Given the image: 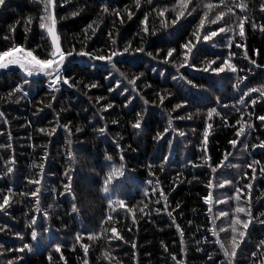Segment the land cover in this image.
Instances as JSON below:
<instances>
[{"label": "trees", "instance_id": "trees-1", "mask_svg": "<svg viewBox=\"0 0 264 264\" xmlns=\"http://www.w3.org/2000/svg\"><path fill=\"white\" fill-rule=\"evenodd\" d=\"M56 2L57 0H53L54 5ZM85 2L87 3L85 12L75 17L69 14L76 7L83 6ZM201 2L215 3L217 0H190L189 7ZM261 2L264 0H247L258 25L264 24V17H261L259 12ZM176 3L177 0H167L168 10L164 13V19L167 22L175 18L176 13L172 11V5ZM125 5H127V13L124 11ZM114 6L120 10L119 16L104 14L103 17H99L96 0H71V4L53 6L51 14L56 19V33L59 36L61 48L67 49L75 45L79 49L78 41L82 40L85 35L82 29L94 20L98 21V27L96 24L93 25L97 34L91 36L88 41L89 50L103 48L108 42L109 31L116 36L121 47L126 41H131L133 48L140 46V37L137 33L140 31V21L144 19L145 12L149 14L147 27L150 30L156 29V36L151 37L148 44L162 47L161 38L167 37L172 32V28H162L161 17L153 11V8L157 7V0H152L151 4L148 0H141L139 9L135 7L134 0H115ZM128 13L132 14L131 20L127 19ZM42 14V6L38 7L32 3V0H6V6L0 8V51L16 47L26 54L32 51L33 55L39 59L46 58V53L49 51L47 45L51 36L46 34L45 29H40L38 26V18ZM196 15L197 13H193V16ZM28 18H31V23L26 25L25 21ZM121 20L123 23H120ZM188 20L191 21L192 17H188ZM47 23L46 20V25ZM181 23L185 25L188 32L192 30L193 25L185 21L183 17L174 27L180 29ZM10 26L15 27L14 32L9 31ZM212 27L215 28V26ZM180 32L185 39L189 38L183 29H180ZM87 34L91 35V32ZM5 36L8 37L7 40L4 39ZM214 39L219 42V46L214 51L223 52L225 55L228 51L236 52V56L231 59L230 63L237 66L241 76L245 73L239 70L246 68L247 62L243 61L240 55L244 48L236 49L235 43H243L249 50L250 57L254 55L251 49L259 50L260 55L255 58L257 63H264V33H261L259 29L254 31L248 27L247 23L245 24L244 41H240L237 35L231 49L223 47L225 41L219 36ZM38 45L40 47H37ZM144 46L146 50L154 51L147 44ZM133 55L142 54L133 53ZM207 58L215 59L213 56ZM177 63H180L179 58ZM155 64L156 62H150V58H144L142 61L117 65L120 71L128 75L129 79H132L134 75L138 76L140 72L144 73V76L136 81L137 92L149 102L144 106L148 108V112L144 120L146 127L142 130H134L131 126L135 122L136 113H143L142 101L139 97L133 100L136 105L135 110L129 111L131 105L129 108L123 107V97L109 93L108 84L101 80L100 73L85 70L87 65L79 57L73 61L74 70L68 75L80 83L72 88L58 85L61 91L56 94L57 99L54 101L51 100L47 84L43 79L38 78L39 83L32 84L30 89L25 86L24 90L28 92V97L20 98L21 93L13 90L17 84L22 83V70H7L0 74V112L4 113V117L0 119V145H4L0 148V202H2L3 195H8L10 202V206H5L7 215L0 212V226H5V230L0 232V244L3 245V249H0V261L7 264L8 260L15 258L16 249L23 243H28L34 251L22 254L25 264H84L85 259H87V264H173L170 256H175L177 261L183 260L184 264H204L206 256L196 251L195 241L197 239L207 236L209 240H214L215 237L211 235L210 229L215 227L221 241L230 240L228 232H219V227L227 228L229 218L219 217L217 219L218 211H229V215L234 217L237 203L241 207H246V201L251 199L253 215L264 212V178L259 176L257 167V180L253 182L251 190H246L244 186L250 179L252 170L243 167L244 164L251 163L253 159L261 160L264 164L260 149L251 148V144L258 143L257 136L264 140V129L256 127L252 133L248 141L250 145L248 152L252 153L249 156L248 152L240 151L239 140L236 148L228 143L229 140L235 138L234 129L225 128L215 114L211 119L207 118V112L211 107L216 106L213 103L216 97L220 96L222 103H234L231 100H224L222 93L227 91L231 95L235 74L229 73L231 80L222 79L223 73H213V79H209L206 74L203 79H194L193 75L181 69L188 79H193V83L198 85L193 90L198 95L193 99L197 102L196 107L200 108V112L191 120L173 119V126L184 131L185 137H179L177 132L173 139L171 129H169L157 142L154 137L157 132L163 133L167 126L168 112H171L173 118L186 114L183 109L172 111L174 105L180 102L181 92L186 89L180 88L172 80L175 70L170 65L161 66V69L153 72L152 68ZM162 69L167 79L158 74ZM225 71L228 72L227 69ZM194 75L198 77L202 74L194 73ZM255 75L253 85L260 82V70H256ZM249 79L251 80L252 77ZM69 82L72 83V79ZM92 82H99V86L97 88L85 87ZM123 84H126V81H122L121 86ZM146 85H151V87H146ZM164 89L172 95L164 100L163 105L157 107L159 97L154 92H159L163 96L165 95ZM9 93L12 95L9 96ZM125 95L128 94L125 93ZM100 96L105 97L106 100L97 101V97ZM89 97L92 99L89 100ZM245 99L247 100V97ZM106 101L113 103L114 107L102 112L104 120L101 121L95 114L98 110L104 109ZM48 103L52 104V108L47 107ZM261 103L264 102L257 101V115H264V108L259 106ZM205 104L208 107H203ZM196 107L185 106L188 112L193 113L196 112ZM217 111L220 109L217 108ZM248 111H252V108L249 107ZM113 119L118 123L113 124L111 122ZM237 119H242L243 122L247 116L241 118L240 113L232 112L228 116L229 125L234 124ZM253 122L256 125L260 123L254 120ZM208 123L212 124V128L207 129L209 132L207 163L216 167L221 162L224 165L231 162L241 164V169L222 166L217 168L216 173H212L211 168L193 167L194 164L202 163L200 155L204 149L200 147V144L202 133ZM65 124L71 129L70 136L63 128ZM105 125H107L106 133L98 134L96 130ZM53 128L56 129L54 133L51 132ZM77 128L81 131L77 132ZM40 129L46 131L42 132ZM192 129L196 132L193 133ZM245 130L247 131L246 126ZM137 131H140V135H136ZM69 139L72 141L71 145L67 143ZM167 139H173V150L169 161L164 163V168L161 170V158L169 154ZM243 139V136L240 137V140ZM114 140H117L120 148L115 146ZM185 145H187L186 148ZM69 150L77 157V164L73 166L71 172V187L79 197L80 213L78 215L71 212L72 197L64 190V185L68 183L65 171L68 168L67 152ZM227 153L231 155L225 160L224 156ZM121 154L124 156L125 175L113 183L118 186L117 190L124 203L113 204L115 211L110 212L107 201L102 199L103 194L99 188L112 165L121 163ZM108 155L113 157L112 161L106 159ZM189 161L191 163H188ZM33 163L38 167L33 168ZM41 164L43 172L40 171L39 165ZM9 166L13 167V173L10 176H4ZM242 173H247V175L241 178ZM225 179L233 180L235 188L232 185H224L223 188L216 187L217 183ZM33 180H39L40 184L29 183ZM149 180H152L153 184H148ZM157 180L158 185H156ZM210 181L212 187L207 188ZM154 186L156 187L155 193L152 191ZM9 187L13 189V194L7 192ZM36 187L41 189L37 193L40 197L41 213H35L36 198L30 194ZM85 187L90 188L92 194L86 196L83 193ZM236 189L239 191L237 192ZM144 190L148 192L147 197L143 195ZM161 191L168 198V211H171L175 217V224H172L171 218L163 210L164 201L160 200V203H155L160 199ZM209 192L212 195L206 203L203 198ZM22 193H27V195H21ZM227 196H232L233 199L229 201L226 199ZM256 197L260 198L258 202ZM217 199L222 202L217 204ZM177 202L181 205L179 209H175ZM49 204L52 205L51 208L48 207ZM145 204L148 205L147 208H144ZM209 207L212 208L211 216L208 213ZM141 208H144L143 212L140 211ZM157 208L161 209L159 213L155 211ZM44 211L48 212L46 218L43 217ZM33 215L37 220V241L31 239L32 228L26 227V223ZM239 215L243 218L242 213ZM214 219L215 225L212 223ZM176 225H179V228ZM249 231L252 232L250 240L247 235L245 237L249 246L244 247L241 243V248L245 253L252 250V244L264 239V225L256 224L255 229L250 226ZM17 232L22 233L23 241L16 236ZM181 233H183V244ZM41 234L44 239H41ZM77 234L81 236L79 241L75 239ZM90 236H92L91 239ZM121 237L123 239H120ZM49 240L61 245L59 252L55 251ZM133 243L136 245L135 248H132ZM83 246L87 247L86 257ZM216 247L213 246L208 251H216ZM182 248L184 251H181ZM49 254H51V260L48 259ZM105 254L108 258H105ZM238 258L240 264H246L245 257L238 256ZM219 259L220 255L217 253V260Z\"/></svg>", "mask_w": 264, "mask_h": 264}, {"label": "snow or ice", "instance_id": "snow-or-ice-1", "mask_svg": "<svg viewBox=\"0 0 264 264\" xmlns=\"http://www.w3.org/2000/svg\"><path fill=\"white\" fill-rule=\"evenodd\" d=\"M135 7L139 9L141 7V0H134ZM190 0H177L176 4L172 5V11L176 13L175 18L170 22H167L164 19V13L167 11V0H157V7L153 8V11L161 17V26L164 29L172 28V32L168 34L167 37L161 38L162 47L148 44V41L151 37L156 36V29H149L147 27L148 13H144V19L140 21V31L137 33V36L140 37V46L135 48L132 47L131 41L124 42L121 47L118 44V40L116 36L113 35L112 31L108 32V42L103 48H96L89 50L88 41L91 39V36H95L96 28H93V25L96 24L98 27V21L94 20L92 23H89L85 28L82 29V32L85 33L82 40H79L80 44L79 49L76 48L75 45L70 46L67 49H62L59 43V36L56 33V19L51 14V8L53 6H62L63 4H71V0H57L54 5L53 0H32V3L36 4L38 7L42 6L43 14L38 18V26L40 29H45L47 35L51 36V40L48 42V49L46 53V58L39 59L37 56L33 55L32 51L27 52V61H22L19 57L15 55L17 51L20 49L16 47H10L7 50L0 51V70H8L12 71L13 67L16 66L18 69H21L23 75L21 76L22 83L17 84L14 92L21 93L20 98H27L28 92L24 90L25 86H28L29 89L31 85L34 83H39V79L45 80L47 84V89L49 90V94L51 100H56V94L61 91L60 86L66 85L68 88L75 87L76 84L80 83L79 81H75L74 78L70 77L68 74L71 73L73 69V61L76 60L77 57L81 58L87 68L85 70L89 72H99L101 75V80L107 82L108 88L107 91L111 94L123 97L124 103L123 107L129 108V111H134L136 105L133 103L137 97L142 101V112L136 113L135 122L131 124L134 130H142L143 127H146L144 124L145 115L148 112V108L144 107L148 105V101L144 100V97L139 95L137 92L136 81L140 79V77L144 76L143 72H140L139 75H134L132 79H129L128 75L124 72L120 71L117 67L118 64H124L128 62H134L137 60H143L144 58H150V62H156L155 66L152 68L153 72H157L158 69H161V66L170 65L174 70L175 74H172V80L175 81L180 88L186 89V91L181 92L180 102L174 105L172 111H176L177 109H183L185 111V115H177L175 118L171 115V112L167 113V126L164 128L163 133L157 132L154 140L159 142L164 133H167L169 129H171L173 139L176 137V133H179V137H185L184 131H180L177 127L173 126V119L176 120H191L194 115H198L200 112V108L196 107V101L193 99L198 93L193 91L198 87V85L193 83V79H188V76L185 75L181 69H185L189 75H193L194 79H203L206 74L209 79H213L212 74H224L222 79L231 80L232 77L229 73L235 74V83L232 84L231 95L227 91L222 93V97L224 100H231L234 103H222L221 97L218 96L215 98L213 103L216 105L215 107H211L207 112V118L211 119L213 114L220 118L223 126L225 128L234 129L233 135L234 139L228 141V143L236 148L237 142L239 140L241 148V152H248L250 147L248 141L251 138L252 133L255 131L256 127L264 129V115L256 114V105L257 101L264 102V63H257L256 56L260 55V51L256 49H251L254 53L252 57L248 55L249 50L245 48L243 43H235L236 49L244 48V51L240 53L242 60L246 61V68H241L239 71L244 72L243 76L239 75L237 66L235 64L230 63L231 59L236 56V52L228 51L227 54L223 52L214 51L218 46L219 42L214 38L218 37L221 40H224L225 43L223 47L226 49H231L234 44L235 38L239 37L240 41H244L245 39V24L247 23L248 27L253 29L254 31L259 29L261 33H264V24H257L254 18V12L252 8H250L247 0H217V2H201L200 4H193L189 7ZM96 3L99 8V17H103L104 14H110L113 16H119L120 10L116 8L115 0H96ZM148 3L151 4L152 0H148ZM6 6V0H0V8ZM199 9V12H198ZM87 10V3L83 6L76 7L74 11H71L69 14L73 17L80 15L81 13ZM124 11L127 13V5H125ZM259 12L261 17H264V2H261L259 5ZM193 13H197L196 16H193ZM181 17L189 24H192V30L190 32L187 31V28L183 23L180 24V29H183L184 32H187L188 39H185L183 35H181L180 29L175 28L178 21H180ZM188 17H192V20L189 21ZM63 19V17H61ZM127 19H132V14L128 13ZM46 20L48 21L46 25ZM19 23V21H17ZM31 23V18H28L25 21L26 25ZM120 23H123L121 20ZM212 26H215L213 28ZM10 32L15 31L14 26H10ZM91 32V35L87 33ZM223 34V35H220ZM101 35L103 33L101 32ZM4 39H8L7 36ZM183 41V43H181ZM148 45V47L153 48L154 51L146 50L144 45ZM210 45V46H209ZM37 47H40L39 45ZM142 54V55H133ZM208 56H213L215 59H208ZM7 57V59H5ZM201 57V59H197ZM180 59V63H177V59ZM219 62V63H218ZM228 70L226 72L225 70ZM256 70H260V82L258 84L253 85V81L256 79ZM194 73H201L200 76H195ZM42 74V75H41ZM160 76L167 79L165 76L164 70H160L158 73ZM171 74V73H170ZM249 77H252L250 80ZM39 78V79H38ZM70 79H72V83H70ZM122 81H126V84L122 85ZM248 81V83H245ZM143 83V81H142ZM115 85V87H113ZM99 86V82H92L85 87L87 88H97ZM146 87H151V85H146ZM127 93L128 95H125ZM165 95L161 96L159 92H154L155 95L159 97V105L160 107L163 105L164 100L167 99L168 96L172 95L167 89H164ZM12 93H9L11 96ZM247 97V100L245 99ZM92 97H89L91 100ZM106 100L105 97L100 96L97 97V101ZM196 107V112H188L185 106ZM261 108H264V103L259 105ZM48 108H52V104H47ZM114 105L111 102L106 101L104 109L98 110L95 114L99 116L101 121L104 120L103 111H106L108 108H113ZM203 107H208L207 104L203 105ZM251 107L252 111H248V108ZM217 108L220 111H217ZM155 109H153L154 111ZM243 110V111H242ZM232 112L240 113L241 118L245 115L247 119L242 122V119H237L234 124L229 125L228 116L231 115ZM223 113V115L221 114ZM4 117V113L0 112V119ZM95 118V117H94ZM254 121H259V125H256ZM6 122V121H5ZM113 124L118 123L117 120L113 119L111 121ZM245 126L247 131L245 130ZM106 127H100L96 131L98 134L103 135L106 133ZM66 133L70 136L71 129L67 124L63 125ZM212 124L208 123L207 128L202 133V141L200 147L204 149L202 154L200 155L201 164H194L193 167H207L211 168L212 173H216L217 168L226 167V168H236L241 169V164H233L229 162L227 165H224L223 162L218 164L216 167H212L211 164H208L207 161L209 157L207 155V142L209 137V132L207 129H211ZM40 131H46L45 129H40ZM56 131L55 128L51 130L52 133ZM77 132H80L81 129L77 128ZM192 132L195 133L196 130L192 129ZM51 135V133H49ZM136 135H140V131L136 132ZM244 137L243 140H240V137ZM173 139H167L166 143L169 148V154L167 156H162V163L160 165L161 170L164 168V163L169 161V156L172 154L173 150ZM258 143L251 144L252 149H260V155L264 157V140H261L259 136L256 137ZM68 145L72 144L71 139L68 140ZM113 143L117 148H120L117 140H114ZM179 143V141H177ZM4 145H0V148H3ZM187 145H185V148ZM231 153H227L224 156V159L227 160L228 156ZM248 155L251 156L252 153L248 152ZM67 162L68 168L65 171V176L67 177L68 183L64 185V190L68 192L72 197L71 202V212L75 214H79V197L75 194L74 190L71 187L72 176L71 172L73 166L77 164V157L73 155L72 151L69 150L67 152ZM108 161H112L113 157L108 155L106 156ZM124 156L120 155L121 163L119 165L113 164L109 171L106 173L105 178L103 180L102 185L99 188V191L103 194L102 199L107 201V205L109 207L110 212L115 211L112 207L113 204H123L124 200L121 199L120 193L117 190L118 186L113 182L116 181L119 177H123L125 175V165L123 163ZM188 163H191L189 161ZM33 168L38 167L35 163L32 164ZM40 171L43 172V165H39ZM151 167V165H149ZM244 168H250L252 170V175L248 182L245 184L246 190H251L253 187V182L257 180L256 169L259 168V176L264 178V164L261 163V160L253 159L251 163H246L243 165ZM13 173V167L9 166L4 173V176H10ZM247 173H242L241 178L246 176ZM195 179V176L193 177ZM238 182V181H237ZM29 183H34L36 185L40 184L39 180L29 181ZM190 183V182H189ZM148 184H153L152 180L148 181ZM159 184V181H156V185ZM224 185H232L233 180L225 179L223 182L217 183L216 187L223 188ZM207 188L212 187L211 181L206 186ZM231 190V189H230ZM41 191L40 187H36L34 191L30 194L35 197V213H41L42 209L40 207V197L37 195ZM153 193L156 192V187L152 188ZM238 192L239 189H236ZM9 194H13V189L9 187L7 189ZM83 193L87 196L91 193L90 188L85 187ZM21 195H27V193H22ZM63 195V193H61ZM143 195L147 197V190L143 191ZM212 193L209 192L206 197L203 199L207 203L211 198ZM115 196V199H113ZM227 200H232V196H227ZM259 197H256L257 202L259 201ZM160 200L164 201L163 210L167 213V216L171 218L172 224H175V217L173 216L171 211H168V198L164 195L163 191L160 192V199L156 200L155 203H160ZM238 200V198H237ZM222 201L220 199L216 200V203L219 204ZM5 206H10L9 196L3 195L2 202H0V212L7 215V208ZM49 208L52 207L51 204L48 205ZM148 205L145 204L144 208H147ZM181 207L180 203L177 202L175 205V209H179ZM144 208H141L140 211L143 212ZM253 203L251 199L246 201V207L239 206L237 203V207L235 208L236 215L230 216L229 211L220 210L218 211L216 218L219 217H228L229 222L227 228L219 227V232H228L230 234V240L221 241L219 238V233L215 230V227L210 229L211 235L215 237L214 240H209L207 236H204L202 239H197L195 241L196 251L202 252L206 256V260L204 264H240V260L238 256H243L246 259V264H264V239H260L258 242L251 245V249L248 253L244 252V249L241 248V243L244 244V247H248V241H246L245 237L251 238L252 232L249 231L251 226L252 229H255L256 224L264 225V219H260V217H264V212H260L258 215H253L252 212ZM173 209V211H175ZM229 209L231 206L229 205ZM131 211V210H129ZM157 213L161 211L160 208L155 209ZM209 216L212 215V208H208ZM243 214V218L240 217L239 214ZM27 215V213L25 214ZM182 215V213H181ZM48 212H43V217H47ZM191 223V221H189ZM213 225H215V219L212 221ZM37 220L36 216L33 215L32 218L26 223V227H31L32 231L30 233L32 241H37L38 232L36 229ZM179 228V225H176ZM5 230V226H0V232ZM47 229H45L46 231ZM103 230V229H102ZM106 231V230H103ZM181 235V243L183 244V233ZM16 236L23 241V235L21 232H17ZM90 239L92 236L89 237ZM41 239H44L41 234ZM76 241L81 239L79 234L76 235ZM120 239H123L122 237ZM49 243L52 244V247L56 252L60 251L61 245L59 243H53L49 240ZM125 243H127L125 241ZM163 243V242H162ZM216 247V251H208V249ZM84 247V255L87 256V247ZM135 243L132 244V248H135ZM0 249H3V245L0 244ZM239 250V253H238ZM34 248L28 243H23L22 246L16 249V256L13 260H8L7 264H25L23 253H32ZM181 251H184L183 248ZM165 252H167V248H165ZM217 253L220 255L219 261L217 260ZM63 257H61L62 259ZM105 258H108L107 254H105ZM173 264H184V261H177L175 256H170ZM48 259L51 260V254H49ZM0 264H4L3 261H0ZM84 264H87V259L84 260Z\"/></svg>", "mask_w": 264, "mask_h": 264}, {"label": "rangeland", "instance_id": "rangeland-1", "mask_svg": "<svg viewBox=\"0 0 264 264\" xmlns=\"http://www.w3.org/2000/svg\"><path fill=\"white\" fill-rule=\"evenodd\" d=\"M15 55L19 57L22 61H27V54L25 52L19 51V52H16ZM5 59H7V57ZM13 69H18V67L14 66Z\"/></svg>", "mask_w": 264, "mask_h": 264}, {"label": "water", "instance_id": "water-1", "mask_svg": "<svg viewBox=\"0 0 264 264\" xmlns=\"http://www.w3.org/2000/svg\"><path fill=\"white\" fill-rule=\"evenodd\" d=\"M4 71H7V70H0V74H1L2 72H4Z\"/></svg>", "mask_w": 264, "mask_h": 264}]
</instances>
